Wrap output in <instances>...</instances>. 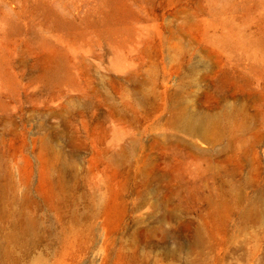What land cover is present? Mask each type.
<instances>
[{
    "label": "rangeland",
    "instance_id": "374dc122",
    "mask_svg": "<svg viewBox=\"0 0 264 264\" xmlns=\"http://www.w3.org/2000/svg\"><path fill=\"white\" fill-rule=\"evenodd\" d=\"M253 199L264 0H0V264H264Z\"/></svg>",
    "mask_w": 264,
    "mask_h": 264
},
{
    "label": "bare ground",
    "instance_id": "6f19581e",
    "mask_svg": "<svg viewBox=\"0 0 264 264\" xmlns=\"http://www.w3.org/2000/svg\"><path fill=\"white\" fill-rule=\"evenodd\" d=\"M179 117H180L179 121L182 124V129L189 132V133L201 132L202 130L207 128L209 126V124L212 123L211 122L212 118H208V117L201 115V114H198V113H186V114L180 115ZM226 176L229 177L230 179H227ZM224 177H226V179H222L219 183L220 185H226V186L231 187V188L235 187V185L232 182V177H234L233 174H225ZM243 184H245V183H243ZM236 185H237V183H236ZM256 197H258V196H256ZM238 200H242V196L238 197ZM254 200H256V202H254L252 204V206H250V207L246 208V210H244L247 221H249V219L259 220V218L264 217V202H262V200H260V199H253V201ZM219 209L221 210V208H219Z\"/></svg>",
    "mask_w": 264,
    "mask_h": 264
}]
</instances>
